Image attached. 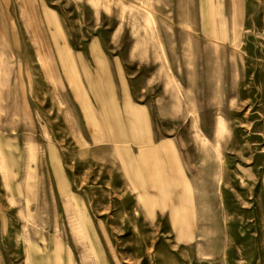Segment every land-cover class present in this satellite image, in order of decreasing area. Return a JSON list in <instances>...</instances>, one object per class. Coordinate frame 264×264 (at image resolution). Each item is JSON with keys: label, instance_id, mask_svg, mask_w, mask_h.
<instances>
[{"label": "rangeland", "instance_id": "rangeland-1", "mask_svg": "<svg viewBox=\"0 0 264 264\" xmlns=\"http://www.w3.org/2000/svg\"><path fill=\"white\" fill-rule=\"evenodd\" d=\"M63 49L171 143L185 237L91 139ZM0 264H264V0H0Z\"/></svg>", "mask_w": 264, "mask_h": 264}, {"label": "crops", "instance_id": "crops-1", "mask_svg": "<svg viewBox=\"0 0 264 264\" xmlns=\"http://www.w3.org/2000/svg\"><path fill=\"white\" fill-rule=\"evenodd\" d=\"M62 56L63 75L66 77V80H73V82L69 81L68 85L71 90H74V97L77 102H79L81 110L83 111V118L93 142L112 145L128 182L130 185H136L132 187V189L146 190L149 187L155 190L156 187L147 182V175L151 164L148 160L142 159V156L149 152V150H152L159 160H162V157L165 161V147H170L172 149L171 143H165L157 147L153 145L150 134L146 132V129L142 128V126H130L127 124L120 113L119 106L116 103L112 91L113 89L108 84L109 82L104 81L103 83L101 76H94L86 69H83V76L88 86L87 90L89 91V94L85 93L80 83L79 73L74 68V60L69 55L68 51L64 49ZM100 67V65H97L96 71L101 72ZM105 90L108 93V97L106 98L103 95ZM131 131L134 133L132 141L141 147L137 156L133 155L127 146L126 137ZM143 166L148 167V171L144 177L141 172ZM145 184L148 186H143ZM165 184L166 185L162 187L164 190H171L174 186L179 187L169 182H165Z\"/></svg>", "mask_w": 264, "mask_h": 264}, {"label": "bare ground", "instance_id": "bare-ground-1", "mask_svg": "<svg viewBox=\"0 0 264 264\" xmlns=\"http://www.w3.org/2000/svg\"><path fill=\"white\" fill-rule=\"evenodd\" d=\"M187 26V25H185ZM184 26V28H185ZM216 28V27H215ZM190 30V29H189ZM209 40V39H208ZM213 43V42H212ZM209 44V43H206ZM220 44V43H219ZM223 45V44H222ZM223 48V47H222ZM217 53V51H216ZM241 56V55H240ZM216 62V61H215ZM214 63V61H213ZM232 64V63H231ZM237 66V65H236ZM230 67V66H229ZM231 73V72H230ZM218 80V79H217ZM168 81V80H167ZM235 81V80H234ZM231 82V81H230ZM216 83V82H215ZM179 84V83H178ZM215 86V85H214ZM215 88V87H214ZM238 89V88H237ZM232 90V89H231ZM218 92V91H217ZM186 93H184L185 95ZM216 95V92H215ZM217 98V96L215 97ZM230 101V100H229ZM217 105V104H216ZM220 117V116H217ZM194 132V131H193ZM222 134V133H221ZM214 135V134H213ZM231 136V135H230ZM222 137V136H221ZM197 139V138H196ZM224 143V142H223ZM201 145V144H200ZM214 145V144H213ZM225 148V147H224ZM170 147H165V156L166 160L164 161L163 158L161 157L162 160H159V158L156 156V154L151 150L149 152L145 153V155L142 156V159L148 160V162L151 164L149 173L147 175L148 178V183H151L156 187L155 194L154 196H149V195H143L139 198L141 207L145 213V215L149 218H153L155 209L157 207H170L171 208V216L172 220L174 221V225L177 229V232L179 233V237H185L187 230V218L188 214L191 213V210L189 209L190 205L184 204L188 208H180L178 205L174 206L172 205L171 202L168 203H163V196L165 195L164 189L162 188L165 184V182L173 183L176 186H179L181 188V193L179 195V199L183 200L186 198V196L190 193L189 192V187L183 180H178L176 178V174L180 173L177 168L174 166L175 163L172 159V152H170ZM207 149V147H206ZM212 152V150L210 151ZM209 152V154H210ZM217 155V154H216ZM203 157V156H202ZM217 157V156H215ZM214 157V158H215ZM218 158V157H217ZM202 160V158H201ZM218 160V159H217ZM223 160V159H222ZM223 162V161H222ZM223 164V163H222ZM226 171V170H225ZM213 172V171H212ZM224 172V171H223ZM222 174V173H220ZM179 175V174H178ZM215 176V175H214ZM137 177V176H136ZM165 177V178H163ZM221 183V182H220ZM222 187V186H221ZM192 188V187H191ZM219 188V187H218ZM220 192V191H218ZM197 196V195H196ZM221 198V197H220ZM198 202V201H196ZM201 205V204H200ZM199 205V206H200ZM204 206V205H203ZM194 208V207H193ZM199 208V207H198ZM209 208V207H208ZM200 209V208H199ZM194 211V210H193ZM197 211V210H196ZM201 216V215H200ZM191 217V216H190ZM197 217V215H196ZM191 219V218H190ZM194 219V218H193ZM192 220V219H191ZM197 220V219H196ZM197 222V221H196ZM195 222V223H196ZM192 237V236H191ZM204 237V236H203ZM225 259V258H224Z\"/></svg>", "mask_w": 264, "mask_h": 264}]
</instances>
